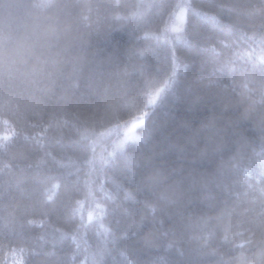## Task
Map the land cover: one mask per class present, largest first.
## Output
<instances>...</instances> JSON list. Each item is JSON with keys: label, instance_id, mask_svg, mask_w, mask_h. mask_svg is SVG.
Listing matches in <instances>:
<instances>
[{"label": "trees", "instance_id": "trees-1", "mask_svg": "<svg viewBox=\"0 0 264 264\" xmlns=\"http://www.w3.org/2000/svg\"><path fill=\"white\" fill-rule=\"evenodd\" d=\"M40 2L0 0V264H264L261 0Z\"/></svg>", "mask_w": 264, "mask_h": 264}, {"label": "snow or ice", "instance_id": "snow-or-ice-1", "mask_svg": "<svg viewBox=\"0 0 264 264\" xmlns=\"http://www.w3.org/2000/svg\"><path fill=\"white\" fill-rule=\"evenodd\" d=\"M261 3L264 4V0H261ZM158 3H155V2H152V3H148V4H141L139 5L138 7L140 8H143V9H151L155 6H157ZM37 6L42 8V9H48V8H51L54 6V0H42V2L40 3H37ZM193 5H188V7H192ZM137 7V5H136ZM254 14L256 15H261V16H264V8H256L254 10ZM134 16L137 18V19H140L142 16H143V13H134ZM180 20L183 22L184 19H185V13L183 10H181L180 12V16H179ZM215 19V17H213ZM126 19H128L129 21H132L133 20V17H126ZM173 32H176V33H179L181 35H178L176 37H174L173 39H180L182 40L184 38V34H185V29L183 27H176V28H173L172 29ZM225 48H229L230 45L229 44H224V41L221 42ZM213 51H215V49H213ZM217 56L220 55V53H216ZM139 55L141 57L147 55V51H140L139 52ZM233 63L234 61L232 59H225L223 62H221L220 64V70L221 71H224V70H231L233 68ZM162 91V89H161ZM218 221L219 220H222L223 219V216L221 217H218L217 218ZM203 225H207L209 223L208 220H203L202 221ZM229 239V229L227 228V226L225 227L224 229V240L227 241Z\"/></svg>", "mask_w": 264, "mask_h": 264}, {"label": "rangeland", "instance_id": "rangeland-1", "mask_svg": "<svg viewBox=\"0 0 264 264\" xmlns=\"http://www.w3.org/2000/svg\"><path fill=\"white\" fill-rule=\"evenodd\" d=\"M181 10H183L185 13V6H182L179 9L177 16L174 20V23L172 25V29L182 26V21L179 18ZM160 93H161L160 90L154 92L149 99L150 103H155L157 101V99L159 98ZM143 121L144 120L141 118H138V119H135L134 121H132L131 124L124 130L123 135L120 138H118L117 144H125L126 141H128L129 139H132V138L138 136V132L136 131V129H137V126L139 125V123H141ZM110 131L113 132V130H110ZM11 264H14V261H12Z\"/></svg>", "mask_w": 264, "mask_h": 264}]
</instances>
